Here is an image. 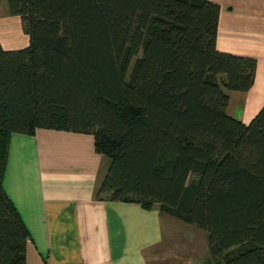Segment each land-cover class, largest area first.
Listing matches in <instances>:
<instances>
[{"label": "trees", "instance_id": "obj_1", "mask_svg": "<svg viewBox=\"0 0 264 264\" xmlns=\"http://www.w3.org/2000/svg\"><path fill=\"white\" fill-rule=\"evenodd\" d=\"M28 33L0 43V264L29 231L3 187L10 134L92 133L108 157L95 197L158 206L207 233L206 264H264V104L247 122L228 91L255 58L217 49L213 0H7Z\"/></svg>", "mask_w": 264, "mask_h": 264}, {"label": "crops", "instance_id": "obj_2", "mask_svg": "<svg viewBox=\"0 0 264 264\" xmlns=\"http://www.w3.org/2000/svg\"><path fill=\"white\" fill-rule=\"evenodd\" d=\"M213 1L217 49L255 58L252 85L228 91V114L247 123L264 104V0ZM28 41L21 17L0 0L1 45ZM108 164L92 133L37 127L10 134L3 187L29 231L24 264H206L205 230L157 203L95 197Z\"/></svg>", "mask_w": 264, "mask_h": 264}, {"label": "rangeland", "instance_id": "obj_3", "mask_svg": "<svg viewBox=\"0 0 264 264\" xmlns=\"http://www.w3.org/2000/svg\"><path fill=\"white\" fill-rule=\"evenodd\" d=\"M24 30V29H23ZM24 32H25V30H24ZM26 33V32H25ZM27 35H28V33H27ZM9 39H3V41L5 42V41H8ZM28 40H29V36H28Z\"/></svg>", "mask_w": 264, "mask_h": 264}]
</instances>
